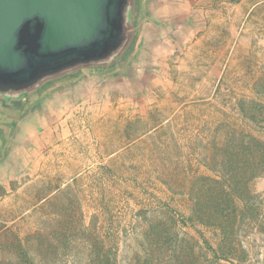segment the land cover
<instances>
[{
    "label": "rangeland",
    "instance_id": "rangeland-1",
    "mask_svg": "<svg viewBox=\"0 0 264 264\" xmlns=\"http://www.w3.org/2000/svg\"><path fill=\"white\" fill-rule=\"evenodd\" d=\"M244 2L143 0L139 39L124 67L85 73L66 83L83 85L65 97L55 87L38 98L51 97L54 118L66 123L53 143L41 126L1 115L8 140L0 155V227L19 238L26 256L17 261L10 247L0 249V260L90 264L102 255L112 264H211L197 230L214 248L220 233L186 225L188 193L195 177L212 175L199 164L215 126L249 127L238 101L254 97L264 74V4L251 12ZM98 110L104 116L95 121ZM250 188L264 198V176ZM88 227L98 228L104 252H92ZM238 240L247 255L215 264H264V235L241 231Z\"/></svg>",
    "mask_w": 264,
    "mask_h": 264
},
{
    "label": "water",
    "instance_id": "water-1",
    "mask_svg": "<svg viewBox=\"0 0 264 264\" xmlns=\"http://www.w3.org/2000/svg\"><path fill=\"white\" fill-rule=\"evenodd\" d=\"M143 0H0V96L21 111L87 72L127 63L140 35ZM0 144V155L8 130Z\"/></svg>",
    "mask_w": 264,
    "mask_h": 264
},
{
    "label": "trees",
    "instance_id": "trees-1",
    "mask_svg": "<svg viewBox=\"0 0 264 264\" xmlns=\"http://www.w3.org/2000/svg\"><path fill=\"white\" fill-rule=\"evenodd\" d=\"M252 91L253 98L244 97L238 101L242 122L249 127L232 128L226 124L215 126L212 131L214 137L201 146L203 158L199 164L212 175L195 177L188 193L192 207L186 216V225L191 223L195 228L199 225L220 233L219 243L214 248L201 230H197L203 242L202 252L211 254V264L221 261L234 263L239 260L240 255H247L246 249L238 240L241 231L243 236L248 231L264 235V198L250 188L254 179L264 176V74L254 82ZM225 126L229 128L223 131L221 143L217 142L215 139ZM210 147L213 159H208L207 155L211 154L204 151ZM86 230L91 231L92 252H104L101 245L104 247L105 243L96 234L98 228L92 230L88 227ZM10 237L13 239L11 245L8 242ZM23 246L8 228L0 227L2 252L11 247L16 252L17 261H23L22 257L26 256ZM179 247L186 250V246L182 244ZM29 263L35 264V261L30 259ZM89 263L112 264V260L108 256L99 255L97 259H90ZM0 264H6L5 259L0 260Z\"/></svg>",
    "mask_w": 264,
    "mask_h": 264
},
{
    "label": "crops",
    "instance_id": "crops-1",
    "mask_svg": "<svg viewBox=\"0 0 264 264\" xmlns=\"http://www.w3.org/2000/svg\"><path fill=\"white\" fill-rule=\"evenodd\" d=\"M243 1H245L244 2V4H248V3H250V4H252V8H251V12L254 10V9H256L257 7H259L260 5H262V4H264V0H254V1H252V0H242V3H243ZM125 76V75H124ZM91 80V79H90ZM80 80H78V83H70V84H65V85H62V86H59V87H57L56 89H54L53 91H56L57 90V92H58V94H59V96H62V97H65V96H67V93H69L68 91L71 89V88H73L74 90H76V87L78 86V85H83V83L81 84L80 82H79ZM86 81H89V78L88 79H86ZM85 81V82H86ZM80 83V84H79ZM70 85H72L71 87H68V86H70ZM72 89V90H73ZM53 94V93H52ZM65 95V96H64ZM56 96H58L57 94H53V96L52 97H56ZM73 96H74V98L73 97H71L70 99H69V103L70 104H72L74 101H75V94H73ZM50 99H52L51 97H49L48 96V98L47 97H43V98H41V99H37L36 101H35V106L36 107H34V109L33 110H31V111H29V112H25L26 111V104L25 105H23V108H22V110H23V112H22V110L21 111H18V112H15V113H9L8 111H6V110H4L3 108V110H4V112L6 113V114H4V115H7V116H12V117H20L19 119L21 120V122H22V125H23V123L26 125V124H28V125H37V126H41V128H43L42 129V131H38L41 135L43 134V136L42 137H46V139H49L48 140V143L49 142H55V141H57L58 139H60V138H58V139H56V138H54V136H58L59 135V133H58V131L60 130V126L59 125H65L64 123H62L61 121L59 122L58 121V119H56V117L54 118V115H53V112H54V109L52 108V106L50 105ZM52 101V100H51ZM83 103H86V99H85V101L83 102ZM82 104V103H81ZM86 108V107H85ZM75 109V108H74ZM68 110V109H67ZM58 111L60 112V111H63L62 109H58ZM22 112V113H21ZM25 112V114H24V117L23 118H21V116H22V114ZM99 112V110L97 111V113ZM55 113V112H54ZM88 113V112H87ZM64 114V113H63ZM63 114H62V116H63ZM96 116H98V118L97 119H95V121L96 120H101L100 118L101 117H103L104 116V114H101V113H98V114H96ZM70 117V115H68V116H66V121L68 122V123H70L71 121H72V119H70L69 118ZM0 118H1V114H0ZM89 117H85V119H88ZM74 121V120H73ZM75 122V121H74ZM69 127H72V129L74 130V132L76 131V127H74V125L73 124H71ZM83 127V129H82V132L84 133H86V121L84 120V126H82ZM91 128H92V126H91ZM94 129V128H93ZM70 130V129H69ZM94 131V130H93ZM35 135H33V138H35L36 137V133H34ZM43 139V138H42ZM44 140V139H43ZM44 141H47V140H44ZM99 145H100V143H99ZM56 147H59V145H57ZM100 149H101V147L99 146V151H100ZM115 154H117L116 152L115 153H113V154H111V156H114Z\"/></svg>",
    "mask_w": 264,
    "mask_h": 264
},
{
    "label": "flooded vegetation",
    "instance_id": "flooded-vegetation-1",
    "mask_svg": "<svg viewBox=\"0 0 264 264\" xmlns=\"http://www.w3.org/2000/svg\"><path fill=\"white\" fill-rule=\"evenodd\" d=\"M5 106V104H4V99L2 98V95L0 96V114L2 115H4V114H6L5 112H4V110L2 109L3 107ZM5 131H4V128H3V124H1V121H0V144L3 142V136L5 135Z\"/></svg>",
    "mask_w": 264,
    "mask_h": 264
}]
</instances>
